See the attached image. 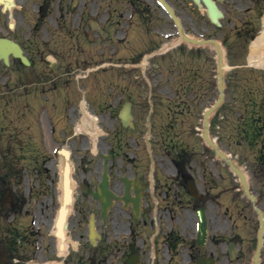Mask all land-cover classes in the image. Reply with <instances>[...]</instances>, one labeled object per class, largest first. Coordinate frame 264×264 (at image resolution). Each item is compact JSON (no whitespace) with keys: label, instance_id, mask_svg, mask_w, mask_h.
Listing matches in <instances>:
<instances>
[{"label":"rangeland","instance_id":"1","mask_svg":"<svg viewBox=\"0 0 264 264\" xmlns=\"http://www.w3.org/2000/svg\"><path fill=\"white\" fill-rule=\"evenodd\" d=\"M31 1L16 0L18 7L11 8V18L0 10V36L19 42L35 61L34 67L28 68L13 57L8 65L0 60V201L3 203L0 212V264L9 263L7 258L15 264L45 261L126 264L128 254L133 250L141 253L142 264H195L197 249L191 237L195 236L194 209L203 202L195 200L187 192L178 191L171 182L169 186L172 187H163L167 174L162 173L159 164L160 157L166 158L169 154L168 150L171 157L185 151L191 156L195 161L193 178L204 187V195L208 197L204 205L207 208L209 240L205 250L198 248V254L214 255L218 264H253L259 226L256 210L226 162L200 135L204 110L219 98L217 53L201 50L193 57H184L181 73L178 71V84H154L146 78L149 69H145L144 76L149 82L140 81L141 85L123 90L125 97L132 96L130 99L135 100L137 114L142 117L141 127L133 132L130 129L118 130L112 128L117 124L115 121L103 120V130L98 128L100 132L94 137L88 135L86 138L83 134L71 137L70 140L77 141L73 145L65 142L69 139L64 140V134L71 131V114L78 112L75 105L80 99H88L96 77L101 87L91 93L103 95L98 100L100 104L96 105L99 108L101 104L105 106L102 110L104 118H107V107L112 113V106L117 109L122 104V101L118 105L113 104L112 95L128 85L118 79L123 69L98 64L95 36L89 35L87 39L78 25L81 0H61V5L65 2L71 7L70 19L65 22L27 15L31 11ZM59 1H49L52 2L51 12L57 10ZM20 6L25 8L24 17L18 14ZM12 22L15 24L13 28L10 27ZM257 37L246 52L232 43L233 38H226L233 46L224 44L229 68L223 76L225 95L221 106L209 118V135L237 166L244 169L250 189L258 198L256 205L264 211V168L258 157L260 150L264 153V117L256 118L261 115L254 112L264 107V73L241 67L244 60L263 58L264 49L257 48L256 43L264 37V32ZM198 56L201 57L197 62L195 57ZM150 64L154 75L161 72L154 60ZM85 71L90 72V76L78 79L79 73ZM160 77L158 75V79ZM56 82L59 87L55 90ZM117 83H120V88ZM155 93H160L163 98H157ZM151 104L155 105L157 113L151 114ZM90 110L93 112V108ZM168 113L170 116H166ZM76 117L77 125L84 124L83 118ZM163 118L166 120V136L174 138L171 142L167 138L164 144L157 142L154 127L155 121ZM170 119L174 126L167 131ZM240 119L249 120L250 124L242 121L239 123L243 127H238ZM247 125L252 127L249 133L258 137L253 144L242 139ZM85 139L89 141V147L81 144ZM62 147H68L72 152L76 200L67 226L70 246L65 255L58 257L51 231L42 221L38 224L36 220L37 214L43 219L54 216V187L59 180L57 165L62 157L58 150ZM107 152L113 154L110 165L112 189L120 195L123 193L120 173L132 175L139 171L142 174L145 173V165L141 169L143 161L156 163V172L152 170L148 174L144 214L140 218H134L130 208H125L118 201L107 223L102 224L99 202L91 197L90 189L98 182L102 155ZM50 195L53 201L44 204L45 197ZM17 204L20 206L14 210ZM91 213L96 216L101 234L96 246L88 240ZM170 231L173 232L172 242H175L176 235L184 240L175 243L174 250H170L164 240ZM234 238L242 256L231 261L226 245Z\"/></svg>","mask_w":264,"mask_h":264},{"label":"flooded vegetation","instance_id":"2","mask_svg":"<svg viewBox=\"0 0 264 264\" xmlns=\"http://www.w3.org/2000/svg\"><path fill=\"white\" fill-rule=\"evenodd\" d=\"M49 1L51 0H32L31 11L27 15L38 19L56 21H65L69 18L71 7H68L65 2L61 5L60 0L57 10L51 12L50 6L52 2ZM213 1L224 12L220 26L214 22L213 17L216 14L212 11L210 2L206 3L204 0H81L82 6L78 25L81 27L80 31L83 34L95 36L98 64L111 69H123V73H119L118 79L120 82H124L123 84L128 85L112 95L113 104L116 103L118 105L121 101L122 104L117 109L112 106V113L107 107V118H104L105 114L102 115V110L105 106L101 104V108H99L96 105L100 104L98 100L103 95L100 92L91 93L94 92V89L99 91V80L96 79V82L92 84L88 105L90 109L93 108L94 113L98 114V128L103 130V120H106L107 122L115 121L117 123L112 125L114 129H131L130 127H124L119 117L124 101L132 102V117L135 126L132 130L141 127L140 118L142 117L137 114L138 110H136L135 100L130 99L132 96L125 97L123 90L127 91L130 86L136 87L140 81L148 80H152L154 84L160 82L161 84H178L180 82L179 72L181 73L182 63L184 62L183 58L193 57L195 52L211 50L212 47L209 43L204 45L195 44L194 47L184 37L195 38V40L219 39L222 44H226V38H233V43L246 52L257 34L264 32V0ZM3 6L4 3H1L0 8ZM27 7L29 9V6ZM24 12L25 8L23 9L20 6L18 14L24 17ZM8 15L6 13L7 17ZM26 54L30 58L27 51ZM200 57H195L197 62ZM30 60V66H33L35 61L31 58ZM151 60L157 63L159 70L161 69V72L157 75L152 72L154 68L150 64ZM242 67L250 68L252 63L244 60ZM134 69L138 70L134 71ZM145 69H149L150 72H148L149 75L146 77L148 80L144 76ZM158 75L161 76L160 79H158ZM89 76L90 74L87 78ZM119 85L120 83L116 84L118 88H120ZM57 87L58 85L54 84V88ZM159 94L155 93V96L162 99L163 97H160ZM174 96H177V94L174 93ZM71 116L74 121L77 118L76 116H78V112L72 113ZM73 121L71 120V124ZM165 121V118L156 120L154 126L157 132V137L155 138H157L158 143L162 144L166 142L167 138L170 142L174 139L168 135L166 136V131L164 130ZM70 127L71 131L65 133V139H63H69L67 140L68 143L76 145L77 141L70 139L78 134L72 125ZM170 129H172V124L167 126V131ZM82 142L80 143L83 146L89 147L87 139L82 140ZM168 151L169 154L166 155V158L161 156V164L158 163L162 173L167 174L166 177L164 176L163 187H172L169 186L171 182L172 185L178 188V191L186 193L189 190V182L195 180L192 170V167L195 166V161L192 160L186 151L175 157H171V151ZM162 153H165V151ZM147 157L151 158L150 156ZM259 157L261 163L263 162L261 166L264 168V155ZM112 160L113 154H111V163ZM143 167L145 173L140 174L138 171L137 174L133 172L132 175L128 174V176L131 178L137 177L142 184L143 190L146 191V181L149 179L148 174L152 170L156 172V163L143 161L141 169ZM110 173L112 179V169H110ZM120 174L121 178L124 173ZM158 187L159 185L154 188L155 192H157ZM202 189L204 191L203 186ZM132 192L135 193L134 188ZM261 256H263V259L260 258L262 260L260 264H264V252Z\"/></svg>","mask_w":264,"mask_h":264},{"label":"water","instance_id":"3","mask_svg":"<svg viewBox=\"0 0 264 264\" xmlns=\"http://www.w3.org/2000/svg\"><path fill=\"white\" fill-rule=\"evenodd\" d=\"M217 8V7H216ZM217 12L222 15L221 11L217 9ZM218 23V21H216ZM12 54L14 57L19 58L23 63L29 64L28 58L24 55L23 50L21 47L15 43L14 41L7 39V38H1L0 37V59H3L6 63L9 62V55ZM220 72L222 73V55L220 57V65H219ZM222 75H220V90H222ZM222 95V94H221ZM221 101V100H220ZM220 101L216 104V106L219 105ZM212 109L207 110L205 113L206 120H205V137L207 138V125H208V117L211 113ZM62 153L65 154L66 158L69 157V152L62 150ZM241 175V173L239 172ZM243 184L245 187L246 181L244 177L241 175ZM125 182V194L123 196H117L113 191L109 189V177L107 175V171L105 168L103 178L99 185L96 187L95 190L91 191L93 197L95 199L100 200L101 202V210H102V218L105 219L106 214L108 210L111 208V205L113 204L114 200L122 199L125 201L126 204L131 202L133 204V211L136 215H139V212L141 211L140 204L142 202L141 196L143 195L141 192V187L139 183L137 182L136 186V196L133 197L130 194V187H131V181L128 180L127 178H124ZM63 183H64V201L60 207L59 210V216L57 219V232L56 235L60 237L61 239H64V227H65V221H66V216L68 212V205L72 202V189L70 188V164L68 161H66L65 164V170H64V177H63ZM251 199L254 200V196H251ZM197 213H199V239L198 242L201 246L205 244L206 237H207V224H206V216L203 208L198 209ZM261 221H262V228L259 232V243H258V248H257V253L255 255V264H258V257H259V251L261 249V244H262V234H263V226H264V221L262 218V213L259 211ZM94 237H95V228H94V219L93 216L90 221V238L93 243L94 242ZM63 245H61V248ZM230 254L231 257H233V249H230ZM138 260L137 255H132L128 261L127 264H134L135 261ZM197 264H216L215 260L213 257H204L200 256L198 259Z\"/></svg>","mask_w":264,"mask_h":264},{"label":"bare ground","instance_id":"4","mask_svg":"<svg viewBox=\"0 0 264 264\" xmlns=\"http://www.w3.org/2000/svg\"><path fill=\"white\" fill-rule=\"evenodd\" d=\"M1 1L2 0H0V3H2ZM4 4H5V6H7L9 8L12 7V4L10 2H6L5 1ZM12 25H13L12 27L15 26L14 22H12ZM251 59H253L252 60V61H254L253 63L264 64V57L263 58L253 57ZM228 69H229L228 68V65L225 63L224 64V70H228ZM91 118L92 117L91 116L89 117L88 114H84V116H83L84 127L81 128V130H84V129H86L88 127V129H91L92 128V130H87L86 129L88 132H95L96 131L95 130V122H94V119L92 121ZM64 163H65L64 158L61 157L60 163L57 165V168L59 169V180L57 181V184L54 187V196L56 198V206H55L54 216L51 217V218H49V216H48V217H46V218L43 219V216L37 214V220H36V222L38 224H40L41 221H42V223H44L47 226V228L49 229V231H51L52 241H53V244H54V247H55L56 250L58 249L57 247L59 246V244L62 241V239L60 240V238H58V239L55 238L54 235H55V231H56V221H57V217H58L59 207H60V205L62 204V202L64 200V183H63ZM74 187H75V182H74V180H72V183L70 182V188L71 189H74ZM75 196L76 195L73 194V202L76 200L75 199ZM71 197H72V194H71ZM45 200L46 201H44V204L45 203L47 204L50 201H53V197L51 195L50 196H46L45 197ZM73 202H71L70 205H69V213H68L69 216L71 215V212H72V209H73ZM64 229H65V227H64ZM66 236L67 237L64 239V242L62 241V245H63L62 248L63 249H60L59 248L57 250V252H58L59 255L66 254L67 251H68V249H69L70 240H69V236H68L67 233H66ZM64 245H65V248H64ZM73 246H75V245L73 244Z\"/></svg>","mask_w":264,"mask_h":264}]
</instances>
